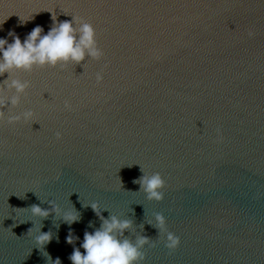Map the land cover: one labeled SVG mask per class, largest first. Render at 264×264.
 <instances>
[{
    "label": "water",
    "instance_id": "obj_1",
    "mask_svg": "<svg viewBox=\"0 0 264 264\" xmlns=\"http://www.w3.org/2000/svg\"><path fill=\"white\" fill-rule=\"evenodd\" d=\"M49 11L92 23L104 55L17 73L30 87L6 117L36 122H0V264H72L101 223L92 202L150 239L140 264H264V0H0V38L46 33ZM142 172L160 174L161 200ZM49 201L59 214L32 216Z\"/></svg>",
    "mask_w": 264,
    "mask_h": 264
},
{
    "label": "clouds",
    "instance_id": "obj_2",
    "mask_svg": "<svg viewBox=\"0 0 264 264\" xmlns=\"http://www.w3.org/2000/svg\"><path fill=\"white\" fill-rule=\"evenodd\" d=\"M49 12L51 13L52 26L46 33L41 26L37 25L27 33L23 41L12 31L8 33V36L12 37L11 43L5 38H0V76L5 73L9 74L8 78L0 83V122H3L5 118L9 124H15L22 120L36 122L31 110L6 117L5 109L17 107L21 103L22 95L26 94L30 87V82L18 78L17 73L32 72L34 69L45 67L63 69L69 64H78L84 61L86 57L100 60L104 55L98 45L96 29L92 23L67 12L64 14L70 15L72 19L58 21L57 14L53 11ZM31 19H33V15L23 22ZM248 35L252 37L254 32L249 31ZM95 78L98 83L103 80V76L99 72ZM6 90L7 92L14 90V94L8 95ZM64 106L68 110L72 108L67 101ZM56 137L60 139L61 134L57 132ZM142 173L143 175L134 179L133 183L140 185V189L146 194L147 199L161 200L164 181L160 174ZM49 204L51 205L50 209L32 205L30 208L32 216L47 218L50 212L60 213L59 206L51 201ZM90 207L101 223L91 232L85 230L80 246L74 247L68 257L72 264H140V261L144 259L141 250L149 243L150 239L143 235H136L134 240L125 236V232L132 229L131 220L121 219L114 214L105 218L100 205L96 202L90 203ZM62 219L70 225L78 222L80 217L75 210H69L63 213ZM149 224L153 225L151 222ZM164 225L165 218L157 213L153 226L160 232L164 230ZM89 227H92L91 222H89ZM34 238L38 245H44L51 240V233L41 232L39 228L38 234ZM74 239L78 238L74 237L70 230L66 236V242L72 244ZM178 245L179 238L173 233L167 232L165 246L174 250ZM81 248L84 250L83 253ZM51 264H61V261L56 258Z\"/></svg>",
    "mask_w": 264,
    "mask_h": 264
}]
</instances>
